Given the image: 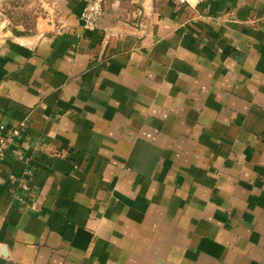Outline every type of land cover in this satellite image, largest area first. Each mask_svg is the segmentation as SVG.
Returning a JSON list of instances; mask_svg holds the SVG:
<instances>
[{
    "label": "crops",
    "instance_id": "crops-1",
    "mask_svg": "<svg viewBox=\"0 0 264 264\" xmlns=\"http://www.w3.org/2000/svg\"><path fill=\"white\" fill-rule=\"evenodd\" d=\"M86 1L0 37V264H264V0Z\"/></svg>",
    "mask_w": 264,
    "mask_h": 264
},
{
    "label": "rangeland",
    "instance_id": "rangeland-1",
    "mask_svg": "<svg viewBox=\"0 0 264 264\" xmlns=\"http://www.w3.org/2000/svg\"><path fill=\"white\" fill-rule=\"evenodd\" d=\"M54 2L55 0H0V37L5 35L11 26L34 29L39 18L53 22L48 12Z\"/></svg>",
    "mask_w": 264,
    "mask_h": 264
},
{
    "label": "built area",
    "instance_id": "built-area-1",
    "mask_svg": "<svg viewBox=\"0 0 264 264\" xmlns=\"http://www.w3.org/2000/svg\"><path fill=\"white\" fill-rule=\"evenodd\" d=\"M114 1H121V0H114ZM192 0H171L176 5L183 6L188 5L190 6ZM204 0H196V2H203ZM109 3V0H87L85 7L80 14V21L82 26L85 29H92L98 25V22L103 14V11L106 5ZM5 145L0 144V158L4 154ZM12 180L14 179L13 176L10 177ZM18 181L19 189L27 195V198H33L34 190L29 185V183L23 181L22 178L16 179ZM23 201V199H20Z\"/></svg>",
    "mask_w": 264,
    "mask_h": 264
}]
</instances>
